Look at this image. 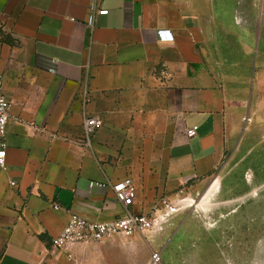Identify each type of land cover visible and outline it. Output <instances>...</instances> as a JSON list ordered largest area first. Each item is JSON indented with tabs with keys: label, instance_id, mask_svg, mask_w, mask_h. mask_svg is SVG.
<instances>
[{
	"label": "crops",
	"instance_id": "0c3cea01",
	"mask_svg": "<svg viewBox=\"0 0 264 264\" xmlns=\"http://www.w3.org/2000/svg\"><path fill=\"white\" fill-rule=\"evenodd\" d=\"M91 5L0 0V77L11 103L0 168V264H152L154 252L159 264H235L227 226L208 225L197 209L175 215L160 232L61 254L51 240L71 214L93 222L121 216L113 183L131 178L137 198L130 210L147 214L218 170L238 145L235 124L245 108L262 105L264 0H95L94 11L108 14L96 13L88 26ZM163 97L170 109L157 119L176 115L181 124L172 143L153 131V111L135 147L107 118L133 103L166 105ZM89 117L103 126L86 144Z\"/></svg>",
	"mask_w": 264,
	"mask_h": 264
},
{
	"label": "rangeland",
	"instance_id": "374dc122",
	"mask_svg": "<svg viewBox=\"0 0 264 264\" xmlns=\"http://www.w3.org/2000/svg\"><path fill=\"white\" fill-rule=\"evenodd\" d=\"M4 35L5 31L0 27V39ZM261 95L262 105L250 108L249 112L245 108L240 121L235 124L238 145L233 153L227 152L223 163L206 183L196 187V180H191L185 186L184 197L189 199L192 207L184 213L197 209L201 215H207L208 225L223 222L224 228L227 226L235 264H264V94ZM162 102L166 105L150 108L136 106V103L124 105L121 113H110L107 118L115 127L130 133L127 142L135 147L144 141L140 134L146 130L149 111H153V131L163 130L161 140L166 142L165 136L166 139L168 136L172 143L177 141L175 136L181 124L176 115L171 116L169 122L166 119L164 123L167 124L157 119L161 117H157L156 112L170 109L167 98L163 97ZM106 109L115 110L114 107ZM215 180H218L219 188L209 194ZM221 236L219 233L217 238Z\"/></svg>",
	"mask_w": 264,
	"mask_h": 264
},
{
	"label": "built area",
	"instance_id": "2783aa9c",
	"mask_svg": "<svg viewBox=\"0 0 264 264\" xmlns=\"http://www.w3.org/2000/svg\"><path fill=\"white\" fill-rule=\"evenodd\" d=\"M94 2L91 0L93 12L89 15L87 25L92 26L95 14L106 15L107 10L94 11ZM11 103L3 90V81L0 77V168H5L6 158V135L7 126L10 121ZM103 126L102 120L89 117L83 125V140L89 144L94 134ZM197 128L187 131L188 136H193ZM15 182H11L14 186ZM96 185H100L96 183ZM115 194L117 202L123 208V214L113 220L104 222H93L71 214L62 232L52 238L51 249L54 253L61 254L72 246L79 244L95 243L109 240L121 235L131 236L134 234H153L162 231L164 225L175 215L188 211L192 204L189 199L179 196L175 200L163 199L152 211L147 214L134 213L130 208L137 198V190L131 178H125L110 185ZM183 197V198H182ZM55 209L59 206L55 205ZM152 264H159L161 255L154 252L151 256Z\"/></svg>",
	"mask_w": 264,
	"mask_h": 264
},
{
	"label": "bare ground",
	"instance_id": "6f19581e",
	"mask_svg": "<svg viewBox=\"0 0 264 264\" xmlns=\"http://www.w3.org/2000/svg\"><path fill=\"white\" fill-rule=\"evenodd\" d=\"M219 188V182L218 180H215L214 183L210 186L209 189V194H211V192L216 191Z\"/></svg>",
	"mask_w": 264,
	"mask_h": 264
}]
</instances>
